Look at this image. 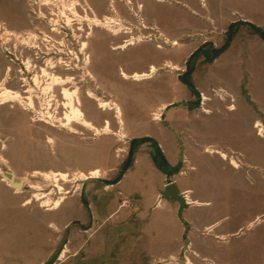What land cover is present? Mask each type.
<instances>
[{"label": "rangeland", "instance_id": "374dc122", "mask_svg": "<svg viewBox=\"0 0 264 264\" xmlns=\"http://www.w3.org/2000/svg\"><path fill=\"white\" fill-rule=\"evenodd\" d=\"M27 2L0 0V21L25 29ZM91 3L103 16L109 15L114 5L118 12L115 19L121 23L119 29L114 27L116 32L120 30L119 35L103 25L92 38L90 69L94 76L71 79L66 85L78 91L80 108L95 128L67 124L61 85L55 95L50 94L55 87L45 91L52 78L38 98L40 102L43 96L49 108L56 98L57 105L48 111L51 123L42 119L48 109L30 111L18 102L0 107V264L61 263L67 256L69 237L90 230L92 224L82 223V219L94 215L91 205L102 219L114 210L109 206L115 204L119 191L125 190L119 186L106 190L108 185L117 183L133 166L124 185L142 188L152 178L146 170V155L135 162L139 150L147 153L152 149L149 156L157 167L173 177L175 169L151 135L160 124L175 130L181 157L178 167L186 168L189 150L195 154L198 150L228 166L231 183L230 206L222 213L224 224L195 229L191 237L185 235L177 257L192 264H264V136L255 128L256 122L264 124V0ZM125 40L135 44L115 49ZM153 65L157 71L152 78H133L134 72L149 71ZM103 101L119 104L123 113L104 109ZM208 116L213 130L218 128L215 120L222 132L227 124L230 137L226 134V140L217 137L211 142L203 131L194 138L189 131L191 121L199 130H206L202 120ZM181 123L185 126L175 127ZM254 143L259 150L256 157ZM215 150L226 151L228 158L212 152ZM156 153L159 163L154 159ZM94 169H100L99 178L81 176V172ZM1 173H15L17 181L26 178L23 189L13 188ZM56 173L66 174V180L55 181ZM238 182L245 185L240 192L233 190ZM61 197L65 198L62 205L51 209ZM46 200L50 205L44 206ZM155 205L147 208L150 214L163 213V219H168L167 207ZM129 212V208L118 211L105 230L136 232L140 223H118ZM31 236L48 237L49 245L30 254ZM169 261H155L151 256L145 264H178Z\"/></svg>", "mask_w": 264, "mask_h": 264}, {"label": "crops", "instance_id": "0c3cea01", "mask_svg": "<svg viewBox=\"0 0 264 264\" xmlns=\"http://www.w3.org/2000/svg\"><path fill=\"white\" fill-rule=\"evenodd\" d=\"M208 118L210 116L205 121L202 120L206 130H199L196 123L193 120L191 121L189 131L194 138L203 135V131L207 140L211 142H214L217 137L224 139L226 134L230 137V130L227 124L226 130L222 132L217 130L220 123L218 124L215 120L218 128L213 130L214 124ZM211 119L214 118L211 117ZM220 122H223V120ZM210 125L211 127H209ZM184 126L185 124L181 123L175 127L180 129V127ZM157 129L158 134L151 135L163 149L171 168L175 169V175L169 177L166 172L157 167L153 158L149 156L152 149L148 150L147 153L143 152V149L139 150L135 162L138 161L140 155H146L149 159L146 162V170L147 173L152 175V178L142 188L124 185L123 179L134 170L135 166H133L117 183L108 185L105 188L106 190H111L116 186L125 190L119 191L120 194L118 196L120 198L118 197L113 202V204L115 203L114 205L109 206V208L114 210L109 216L102 219L97 215L94 205H91L94 209V215H87L82 219V223L92 224L90 230L84 229L69 237L65 247V249H68L67 256L58 264H145L151 256L155 261L169 258V262H176L179 259L177 255L180 253L182 239L185 235L188 234L191 237L193 233H196L195 229H211L224 224L226 220L222 217V213L226 212L230 206L229 192L231 183L227 174L228 166L217 163L214 157L210 155H204L198 150L195 154L190 149L189 159L186 158L188 167H178L181 157L177 152L175 130H169L161 124ZM237 136L238 139H241L240 135ZM255 140L256 138L254 142ZM253 149L254 157L258 156L259 150L256 147V143H254ZM170 182H176L179 190L188 197V205L183 213L184 221L178 217L179 203L173 202L169 196L164 195V188ZM236 185L233 190L238 192L245 187L244 182H238ZM121 199L124 201L123 204H121ZM153 203H156L155 206H166L169 218L163 219V213L151 215L147 208ZM125 208H129L130 212L120 219L118 223H140L139 229L136 227V232H126L125 234L105 230L110 217ZM47 223L48 220L44 224ZM46 228L48 229L47 225ZM48 240V237L31 236L28 243L30 254H32V250H35L34 254H38L36 250L44 245H49Z\"/></svg>", "mask_w": 264, "mask_h": 264}, {"label": "built area", "instance_id": "2783aa9c", "mask_svg": "<svg viewBox=\"0 0 264 264\" xmlns=\"http://www.w3.org/2000/svg\"><path fill=\"white\" fill-rule=\"evenodd\" d=\"M27 4L28 25L25 29H14L0 21V61L6 60V83L1 86L21 93L25 102L18 103L26 110L48 109L46 119H42L51 123L48 111L53 109L56 98L49 108L43 96L38 102L39 93H43L47 81L53 76L71 79L94 76L90 69L91 40L96 31L104 27L102 19L117 18L114 15L118 12L112 5L109 15L103 16L91 0H28ZM115 26L118 25L110 24L104 28L114 32ZM56 87L51 95H55ZM60 87L62 93L63 87ZM255 128L258 135L264 136L262 122H256Z\"/></svg>", "mask_w": 264, "mask_h": 264}, {"label": "bare ground", "instance_id": "6f19581e", "mask_svg": "<svg viewBox=\"0 0 264 264\" xmlns=\"http://www.w3.org/2000/svg\"><path fill=\"white\" fill-rule=\"evenodd\" d=\"M163 1V0H161ZM105 21H101V24L102 25H114V24H117V28L121 25L120 21L115 19V18H112V17H106L104 19ZM97 22H99L97 20ZM116 27V26H115ZM122 28V27H120ZM119 29V28H118ZM116 29H114V34L115 35H119L120 34V30L118 32L115 31ZM135 44V41H126L125 44H122V45H119L117 46L115 49H127L129 46H132ZM157 71V68L155 65H153L151 67V69L149 71H143V72H139V71H136L134 72L133 74V78L137 81H142V80H146V79H149V78H152L153 77V74ZM123 76L125 78L128 77V74L123 71ZM37 81L39 82V79H37ZM71 81V78H63V77H58V76H53L52 77V81L49 83L48 87L45 88V91L47 92L48 89H53L56 85H61V86H64V89H63V94H64V98L66 100V102H64V107H65V120L67 121V124H73V123H80V124H83L85 126H89L91 128H95L93 123L87 118V115L86 113L84 112V110L82 108H80V104H81V100H80V97H79V94H78V91L77 90H71L69 88L66 87V85ZM3 93V92H2ZM23 102V98H22V95L17 92V91H12L11 89H6L1 97V101L0 103L2 104H7V103H10V102ZM31 104L32 101H31ZM102 107L106 110H112V109H117L118 112L120 114L123 113V109L122 107L117 104V103H111V102H108V101H103L102 102ZM115 105V106H113ZM51 107V106H50ZM234 109V107H233ZM156 118L159 119V113H156ZM106 132L110 130V125L108 124L106 126ZM99 130V129H97ZM99 133V131H98ZM210 150V149H209ZM212 152H217L219 153L223 158L227 159L228 158V155L225 151H221V150H218V151H212ZM233 164L237 167H239V163L237 161H234L233 160ZM14 174V177H15V180H16V175L15 173H12ZM90 175V176H89ZM99 175H100V169H94V170H91V172L89 173H86V172H81V176L84 178V179H90V178H99ZM1 176L3 179L8 180V174H5V173H1ZM57 176L55 178V181H61V180H66V174H62V173H56ZM61 176V177H59ZM17 181V180H16ZM23 182L25 183V180H23ZM46 197V196H44ZM41 199V197L39 198ZM65 200L64 197H61L60 199L56 200L53 202L54 206L51 208V209H58L63 201ZM46 204L44 206H47V205H50L51 201L50 200H46L45 201ZM67 251V250H66ZM64 251V252H66ZM62 257H64V253L62 254ZM178 264H192L190 260L185 261H181V262H177Z\"/></svg>", "mask_w": 264, "mask_h": 264}, {"label": "water", "instance_id": "95a60500", "mask_svg": "<svg viewBox=\"0 0 264 264\" xmlns=\"http://www.w3.org/2000/svg\"><path fill=\"white\" fill-rule=\"evenodd\" d=\"M7 178L9 180V184L12 185L13 188L23 189L25 184L23 180L26 181V178H22L21 180L16 181L14 174L12 173H9V176ZM164 195L169 196L173 202L179 203L178 217L180 220L184 221L183 213L188 205V197L186 196V194L179 190L176 182H170L164 188ZM181 261L183 260L181 259L176 260V262H181Z\"/></svg>", "mask_w": 264, "mask_h": 264}, {"label": "flooded vegetation", "instance_id": "af4514ba", "mask_svg": "<svg viewBox=\"0 0 264 264\" xmlns=\"http://www.w3.org/2000/svg\"><path fill=\"white\" fill-rule=\"evenodd\" d=\"M117 9V8H116ZM6 65V62L5 61H0V88H2L1 90V95H0V101H1V97H2V95H3V93H4V91L6 90V89H9V88H6L5 86H1V85H5V83H6V75H5V66ZM3 92V93H2ZM21 94V93H20ZM22 95V94H21ZM23 97V96H22ZM24 99V98H23ZM23 103V102H22ZM2 105H5V104H2V103H0V107L2 106ZM32 105H34V104H32Z\"/></svg>", "mask_w": 264, "mask_h": 264}, {"label": "trees", "instance_id": "16d2710c", "mask_svg": "<svg viewBox=\"0 0 264 264\" xmlns=\"http://www.w3.org/2000/svg\"><path fill=\"white\" fill-rule=\"evenodd\" d=\"M194 55H195V54H194ZM157 153H160V152H157ZM157 153L154 155V159H155V161H156L157 163H159V157H160V156H159ZM161 158H162V157H161ZM162 159H163V158H162Z\"/></svg>", "mask_w": 264, "mask_h": 264}]
</instances>
